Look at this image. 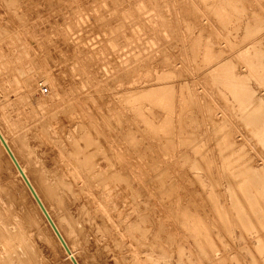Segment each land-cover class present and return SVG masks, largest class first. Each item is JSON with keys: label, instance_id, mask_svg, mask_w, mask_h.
Masks as SVG:
<instances>
[{"label": "rangeland", "instance_id": "374dc122", "mask_svg": "<svg viewBox=\"0 0 264 264\" xmlns=\"http://www.w3.org/2000/svg\"><path fill=\"white\" fill-rule=\"evenodd\" d=\"M0 23L2 40L28 46L29 75L51 83L37 104L61 134L68 105L85 98L102 114L95 157L113 154L118 136L153 198L182 202L192 254L264 264V0H0ZM11 180L47 238L38 253L67 264Z\"/></svg>", "mask_w": 264, "mask_h": 264}, {"label": "bare ground", "instance_id": "6f19581e", "mask_svg": "<svg viewBox=\"0 0 264 264\" xmlns=\"http://www.w3.org/2000/svg\"><path fill=\"white\" fill-rule=\"evenodd\" d=\"M28 55L17 37L0 38V153L7 164L0 160V254L6 264H58L38 253L39 248L48 252L47 238L20 208L11 177L25 190L67 264H203L189 250L190 217L175 209L182 200L176 207L170 197L159 204L154 185L142 184L139 165L125 161L118 136L110 145L113 154L95 157L100 148L89 150L97 142L90 133L92 120L102 116L95 107L83 105V97L69 104V125L60 126L63 135L58 131L57 116L37 104L41 89L53 87L46 77L29 75L22 65ZM193 255L199 260L191 263ZM218 255L208 258L226 264Z\"/></svg>", "mask_w": 264, "mask_h": 264}]
</instances>
